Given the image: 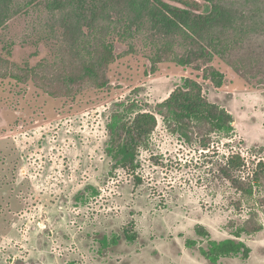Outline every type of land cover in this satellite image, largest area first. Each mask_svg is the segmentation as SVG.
<instances>
[{
    "label": "rangeland",
    "instance_id": "1",
    "mask_svg": "<svg viewBox=\"0 0 264 264\" xmlns=\"http://www.w3.org/2000/svg\"><path fill=\"white\" fill-rule=\"evenodd\" d=\"M27 2L0 28V53L11 44L17 64L58 61L66 47L58 27L64 11L46 0ZM254 21L231 41L232 63L216 55L209 64L223 73L220 86L203 66L153 65L157 45L148 30L131 41V51L117 42L120 57L106 89L54 98L31 81L0 77V264H211L201 248L209 238L234 237L250 211L246 200L235 207L239 194L218 163L241 154L246 177L264 160V17ZM186 78L234 117L233 132L214 133L208 148L168 131L158 114V104ZM133 102L135 112L154 113L158 126L135 174L112 171L107 123ZM241 239L250 257L226 256L220 264H264V228Z\"/></svg>",
    "mask_w": 264,
    "mask_h": 264
},
{
    "label": "trees",
    "instance_id": "2",
    "mask_svg": "<svg viewBox=\"0 0 264 264\" xmlns=\"http://www.w3.org/2000/svg\"><path fill=\"white\" fill-rule=\"evenodd\" d=\"M21 1L0 0V28L23 11L27 1L30 5L36 0ZM200 1L208 8L201 10ZM45 4L52 10L64 11L58 27L66 47L59 60L20 65L11 59L12 45L8 44L6 54L0 53V77L31 81L54 98L73 97L86 87L108 88V71L120 57L117 42L128 43L131 51V41L145 30L152 33L149 36L157 45L153 65L172 60L181 66H203L220 86L224 75L209 64L216 55L232 63L233 38L246 32L249 21L255 23L258 15L264 17V0H46ZM181 33L185 38H179ZM135 106L133 102L130 110L114 111L107 123L106 153L112 160V171L126 169L135 174L141 167L140 151L149 147L158 126L154 113L135 112ZM158 114L168 131L187 143L198 138L207 148L214 133L230 134L234 130L233 115L210 102L201 85L191 78L158 104ZM246 164L241 154L218 163L220 176L239 194L235 207L239 209L246 200L250 211L234 229V237L209 238L208 248H201L211 264H220L222 257L233 255L248 259L251 248L241 239L243 234L254 235L264 228L258 212L264 210V160L255 163L251 174L243 177L241 171ZM136 179L141 182L138 176ZM196 231L209 237L203 225H197ZM124 233L128 240L135 239L132 231ZM117 239L114 237L113 242Z\"/></svg>",
    "mask_w": 264,
    "mask_h": 264
}]
</instances>
